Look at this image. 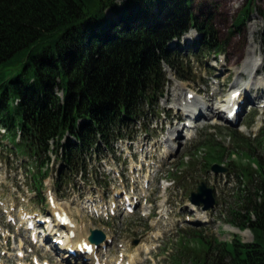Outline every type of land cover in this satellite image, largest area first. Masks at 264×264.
I'll return each instance as SVG.
<instances>
[{
    "label": "rangeland",
    "instance_id": "1",
    "mask_svg": "<svg viewBox=\"0 0 264 264\" xmlns=\"http://www.w3.org/2000/svg\"><path fill=\"white\" fill-rule=\"evenodd\" d=\"M193 1L200 22L203 17H210L207 28H212L216 45L211 51L201 45L206 33L202 35L196 27H190L183 34L178 42L181 50L176 54L187 59L185 67L181 65L180 69L189 79H179L165 65L161 92L156 93L152 105L143 106L141 119L123 131L128 140L115 143L113 149L104 148L100 159L88 160L87 169L78 168L68 173L63 169L64 162L59 161L60 157L49 152L52 156L47 163L50 170L43 181L39 200L48 190L53 191L77 228H82L83 235H88L91 229H102L112 238V245L100 255L101 264H202L200 258L206 248L201 237H216L221 242L234 240L236 236L244 242L254 240L251 229H241L233 223L244 220L243 214L235 211L242 210L243 193L252 188V181H248L242 169L256 168V158L264 163V97L257 105L246 104L233 124L209 115L196 122L198 127L190 129L184 126L189 122H185L184 117L188 119L189 116L183 107L178 110V104L186 101V93L206 103L208 93L213 89L218 90L217 99L225 101L230 90L236 87L235 82L244 84L255 77V74L250 75L251 65H247V70L239 69L248 56L259 57L263 70L259 71L258 77L264 85L261 40L264 0ZM209 37L206 34L207 40ZM171 44L176 48L174 42ZM262 91L264 88L258 89L257 94ZM167 93L178 96L171 97ZM216 100L213 101L214 108L220 104ZM206 112L209 114L210 108ZM6 135H0V142L7 144L0 145V200L3 201L0 204V264H16L19 258L15 255L22 246L28 248L27 252L34 248V252H30L24 261H18L20 264H35L32 261L35 254L54 264H94L93 260L85 262L81 257L63 263L57 256L43 254L29 243L21 212L41 211V205L49 211V206L37 200L28 189L29 178L34 174L41 175L37 166L40 160L21 150L14 151L11 146L17 143L18 133ZM172 136L175 140H167ZM149 140L155 147H149ZM168 145L174 147L170 156L164 152ZM53 146L55 143L51 149ZM163 157L167 160L163 159L162 167H158V161ZM214 163L227 167L228 172L215 174L211 167ZM47 165L42 171L48 168ZM61 179H64V185L59 190ZM201 182L213 188L216 197L215 207L207 212L189 200ZM124 194L140 197L133 215L121 209L118 210L122 213L119 211L117 216L97 215L81 207L90 204L86 201L88 195L103 198L109 205L108 200L120 201L123 199L120 195ZM164 199L166 206H160L159 202ZM193 205L198 209L193 210ZM145 206H150V215H146ZM159 209L165 210L164 214L157 213ZM197 211L200 217L196 215ZM195 259L198 261L192 262Z\"/></svg>",
    "mask_w": 264,
    "mask_h": 264
},
{
    "label": "trees",
    "instance_id": "2",
    "mask_svg": "<svg viewBox=\"0 0 264 264\" xmlns=\"http://www.w3.org/2000/svg\"><path fill=\"white\" fill-rule=\"evenodd\" d=\"M193 3L0 0V123L8 135L19 129L16 146L40 160L37 185L48 174L42 169L51 160L49 151L59 156L62 148L59 157L69 173L121 138L161 92L165 65L189 79L180 69L187 59L169 43L196 27L210 36L201 45L210 51L216 45L207 28L210 17L200 22ZM261 40L264 54V33ZM255 162L256 168L242 169L252 188L235 211L244 220L233 223L251 229L254 240L201 237L202 264H264V163Z\"/></svg>",
    "mask_w": 264,
    "mask_h": 264
},
{
    "label": "bare ground",
    "instance_id": "3",
    "mask_svg": "<svg viewBox=\"0 0 264 264\" xmlns=\"http://www.w3.org/2000/svg\"><path fill=\"white\" fill-rule=\"evenodd\" d=\"M259 56V55H258ZM243 62V66L239 69H248L247 67L251 65V74H255V77H253L252 80L247 81L244 83V84H238V82H235V88L233 90H230V93L227 94V97L224 101V99L222 100H219L217 99L218 97L216 96V94H218V90L217 89H213L212 92H209L208 93V96H207V99H206V103L204 101H200L198 98H196V96L194 97V95H189L188 93H186L184 99L186 100L185 102H180L178 105V110L180 109L181 110V107H183L182 109L186 110V112H188L189 114H195L193 115V117L190 116V119L191 118H195L197 119V121H199L201 118H207L209 117V115H211L212 117L214 116V118L216 119H220V120H224V121H228L227 120V117L225 115V111L228 110L229 108L232 109L233 107V102H235L237 104V106H239L240 108V111H242V109L245 108V105L246 104H249V105H257V103H259V101L264 97V91H262L259 95L256 94L257 90L258 89H261V88H264V85H263V80L261 78H259L258 76V73L259 71L263 70L261 69V63L259 61V57L255 56V57H250L248 56V58ZM248 65V66H247ZM241 66V65H240ZM245 71V70H244ZM244 73V72H243ZM249 79V78H248ZM254 91V92H253ZM239 93L241 95H239L236 99V100H233L234 99V95L235 93ZM179 93V92H178ZM168 96L171 95L176 97L178 96L177 93L175 94H172V93H167ZM181 97H183V94L182 93H179ZM167 96V97H168ZM216 96V97H215ZM217 99V100H216ZM218 101L220 104L217 105L216 108H214V102L213 101ZM223 102V103H222ZM217 103V102H215ZM216 105V104H215ZM210 106V107H209ZM210 108V112H208L209 114H207L206 111H209V108ZM176 108V107H175ZM205 109H207L205 111ZM239 116H241L239 114V111L238 113H235V115L231 118V120H238L239 119ZM189 125H194L196 126L197 123L196 122H193L192 120H189L188 123H186V126L190 127ZM175 136V135H174ZM179 138L178 136L176 137V139ZM167 140H175V138L172 136V137H169ZM166 140V141H167ZM167 144V142H165ZM174 147L173 146H169L167 148H165L164 152H168V151H171ZM160 206H166V199L162 200L161 202H159ZM93 204V203H91ZM96 207H100V203H94ZM55 206L56 208H54V212H56L57 210H62V206L61 207H58V203H55ZM93 206V205H92ZM196 209V208H193V210ZM145 210H146V214L149 213L150 211V206H145ZM196 215L198 217H200L201 215L199 214V212H195ZM61 214V213H60ZM49 227L48 228H51V223L49 222ZM72 230H74V232H77V237L73 240H78L77 242H73L74 246H77L79 241L84 237V235L82 234V228H80L79 230H77V228H73ZM235 230V229H234ZM246 231V230H244ZM62 234V233H61ZM68 234H66L64 232V234H62V236H64V238L67 236ZM73 240H70V241H73ZM83 241H85V239H83L80 243H82ZM64 243L66 244V240H64ZM45 247H46V244H45ZM145 249H149L148 246L145 247ZM91 250L92 252L89 253V255L98 258L100 256V252L101 251H98L96 250V248L94 246H91ZM104 250H102L103 252ZM100 258V257H99ZM135 258V255L133 254L131 259L133 260Z\"/></svg>",
    "mask_w": 264,
    "mask_h": 264
},
{
    "label": "water",
    "instance_id": "4",
    "mask_svg": "<svg viewBox=\"0 0 264 264\" xmlns=\"http://www.w3.org/2000/svg\"><path fill=\"white\" fill-rule=\"evenodd\" d=\"M212 170L216 173L228 172V168L220 164H214ZM196 191H192L190 200L193 204L201 206L203 210H210L216 205V198L214 195V190L207 185L206 182H201L196 188ZM107 239L105 233L101 230H92L89 237L91 243L100 245L103 241Z\"/></svg>",
    "mask_w": 264,
    "mask_h": 264
}]
</instances>
